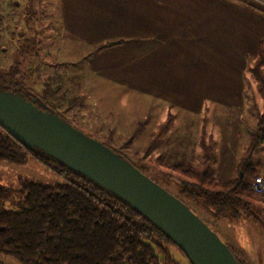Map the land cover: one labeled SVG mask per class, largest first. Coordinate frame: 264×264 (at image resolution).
<instances>
[{
	"label": "trees",
	"instance_id": "obj_1",
	"mask_svg": "<svg viewBox=\"0 0 264 264\" xmlns=\"http://www.w3.org/2000/svg\"><path fill=\"white\" fill-rule=\"evenodd\" d=\"M238 1L264 11V7L250 0ZM114 44L104 43L96 51ZM18 63L16 60L6 70H0L1 89L22 93L26 99L36 98L39 107L68 121L58 110L56 101L49 105L29 90ZM249 70L258 94L264 97V50L257 52ZM257 117L262 120L248 130V142L235 164V175L227 180L212 176L208 157L199 166L174 164L163 170L160 169L162 156L157 157V166L143 160L133 162L102 143L183 201L216 231L217 218L262 220L259 212H264V202L261 194L251 189V181L261 167V160L254 157L264 149V115ZM172 124L173 116L169 113L150 135L144 148L146 153L161 143ZM137 133L138 129L131 138ZM28 159L55 170L65 181L50 186L22 180L18 187L0 186V205L15 197L21 199L12 210L0 209V253L17 264H179L171 256L170 248L182 251L145 215L85 175L35 147H27L0 126V160ZM225 243L238 264H248L240 252Z\"/></svg>",
	"mask_w": 264,
	"mask_h": 264
},
{
	"label": "rangeland",
	"instance_id": "obj_2",
	"mask_svg": "<svg viewBox=\"0 0 264 264\" xmlns=\"http://www.w3.org/2000/svg\"><path fill=\"white\" fill-rule=\"evenodd\" d=\"M0 12V70L19 61L18 67L29 90L49 105L57 102L60 113L77 129L133 162L143 160L157 166L156 159L162 156L160 169L165 170L174 164L199 166L208 157L214 178L227 180L235 175V164L248 142L247 132L262 120L257 116L264 115V97L258 94L254 84L247 90L245 99L232 107L213 108L208 100L203 101L199 110H191L188 103L171 106L173 126L164 134L161 143L146 153L144 148L150 135L166 117L164 104H168L165 101L131 100L130 95L119 92L118 86L109 85L106 89L107 84H91L90 79L81 84L79 90L77 84L70 85L67 92L64 90L66 84L53 89L56 77H52L49 67L43 66L47 56L51 57L47 64L54 60L53 56L65 54L67 59L76 61L90 50L87 49L89 45H75L64 33L59 0H0ZM88 64H81V67L89 70ZM68 98L74 102L69 104ZM136 129L137 135L131 138ZM254 158L261 160L257 175H264V149ZM22 180L53 186L64 182L65 178L31 159L25 162L0 160V186L18 187ZM260 198L264 202V194ZM20 200L15 197L3 201L0 209L12 210ZM259 215L262 220L225 217L215 222L216 233L240 252L248 264H264V212ZM170 254L179 264H191L173 247ZM0 264L17 262L0 253Z\"/></svg>",
	"mask_w": 264,
	"mask_h": 264
},
{
	"label": "crops",
	"instance_id": "obj_3",
	"mask_svg": "<svg viewBox=\"0 0 264 264\" xmlns=\"http://www.w3.org/2000/svg\"><path fill=\"white\" fill-rule=\"evenodd\" d=\"M59 7L64 33L90 50L76 61L65 54L47 64V56L53 89L79 90L90 79L131 100L165 101L167 117L176 104L239 105L256 86L249 68L264 50V11L238 0H59ZM108 42L116 44L96 51ZM87 62L89 70L81 67Z\"/></svg>",
	"mask_w": 264,
	"mask_h": 264
},
{
	"label": "water",
	"instance_id": "obj_4",
	"mask_svg": "<svg viewBox=\"0 0 264 264\" xmlns=\"http://www.w3.org/2000/svg\"><path fill=\"white\" fill-rule=\"evenodd\" d=\"M37 99L3 91L0 126L109 190L161 228L191 264H238L224 240L183 201L101 141L83 133Z\"/></svg>",
	"mask_w": 264,
	"mask_h": 264
},
{
	"label": "built area",
	"instance_id": "obj_5",
	"mask_svg": "<svg viewBox=\"0 0 264 264\" xmlns=\"http://www.w3.org/2000/svg\"><path fill=\"white\" fill-rule=\"evenodd\" d=\"M251 189L257 194H264V175L258 174L253 178Z\"/></svg>",
	"mask_w": 264,
	"mask_h": 264
}]
</instances>
